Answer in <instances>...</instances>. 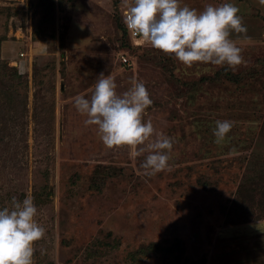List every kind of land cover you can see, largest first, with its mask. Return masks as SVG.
Listing matches in <instances>:
<instances>
[{"label":"rangeland","instance_id":"1","mask_svg":"<svg viewBox=\"0 0 264 264\" xmlns=\"http://www.w3.org/2000/svg\"><path fill=\"white\" fill-rule=\"evenodd\" d=\"M231 2L234 67L153 48L127 31L131 0H0V208L33 198L32 264H264V6ZM101 73L118 93L144 83L142 144L106 147L74 107ZM217 120L233 122L220 143ZM161 134L168 167L145 175Z\"/></svg>","mask_w":264,"mask_h":264},{"label":"clouds","instance_id":"2","mask_svg":"<svg viewBox=\"0 0 264 264\" xmlns=\"http://www.w3.org/2000/svg\"><path fill=\"white\" fill-rule=\"evenodd\" d=\"M264 6V0H259ZM128 30L153 48L174 56L185 65L196 62L234 67L241 60V49L230 38V32L247 31L239 8L231 2L207 4L202 10L183 6L180 0H131L123 17ZM90 97H74V107L85 115L86 125L97 126L102 143L108 147L139 145L154 132L151 120L143 114L152 104L143 82L133 80L118 93L112 76L101 73ZM230 120H217L213 128L215 142H222L232 128ZM173 140L158 135L147 145L148 154L140 167L151 176L168 167ZM37 207L31 196L0 208V264H32L34 242L45 228L35 219Z\"/></svg>","mask_w":264,"mask_h":264},{"label":"crops","instance_id":"3","mask_svg":"<svg viewBox=\"0 0 264 264\" xmlns=\"http://www.w3.org/2000/svg\"><path fill=\"white\" fill-rule=\"evenodd\" d=\"M249 5H250V4H249ZM244 9L246 10V11H244V13L246 14L247 11H248V10H247V9H248V6H247L246 8H244ZM245 23H246V21H245V18H244V20L242 21V24L245 25Z\"/></svg>","mask_w":264,"mask_h":264},{"label":"built area","instance_id":"4","mask_svg":"<svg viewBox=\"0 0 264 264\" xmlns=\"http://www.w3.org/2000/svg\"><path fill=\"white\" fill-rule=\"evenodd\" d=\"M134 34H135V33H134ZM135 35H136V34H135ZM136 36H137V35H136ZM21 55H23V54H21ZM124 61L127 62V59L124 58Z\"/></svg>","mask_w":264,"mask_h":264},{"label":"trees","instance_id":"5","mask_svg":"<svg viewBox=\"0 0 264 264\" xmlns=\"http://www.w3.org/2000/svg\"><path fill=\"white\" fill-rule=\"evenodd\" d=\"M127 28V27H126ZM127 31H129L128 29H127Z\"/></svg>","mask_w":264,"mask_h":264}]
</instances>
